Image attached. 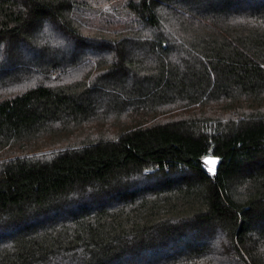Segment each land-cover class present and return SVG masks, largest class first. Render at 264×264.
Listing matches in <instances>:
<instances>
[{
    "label": "trees",
    "instance_id": "trees-1",
    "mask_svg": "<svg viewBox=\"0 0 264 264\" xmlns=\"http://www.w3.org/2000/svg\"><path fill=\"white\" fill-rule=\"evenodd\" d=\"M0 264H264V0H0Z\"/></svg>",
    "mask_w": 264,
    "mask_h": 264
},
{
    "label": "water",
    "instance_id": "water-1",
    "mask_svg": "<svg viewBox=\"0 0 264 264\" xmlns=\"http://www.w3.org/2000/svg\"><path fill=\"white\" fill-rule=\"evenodd\" d=\"M212 158V157H211ZM205 159V158H204ZM204 159H202V164H203V168L208 171L209 167H211V165L209 164H205L204 163ZM216 160V164H215V173L213 174L212 172H209V174H211L212 176H216L217 175V172H218V166H219V163H220V159H216V158H213Z\"/></svg>",
    "mask_w": 264,
    "mask_h": 264
},
{
    "label": "snow or ice",
    "instance_id": "snow-or-ice-1",
    "mask_svg": "<svg viewBox=\"0 0 264 264\" xmlns=\"http://www.w3.org/2000/svg\"><path fill=\"white\" fill-rule=\"evenodd\" d=\"M204 163L211 165V167H209L208 171L212 172L214 174L215 173L216 160L211 158V157H205Z\"/></svg>",
    "mask_w": 264,
    "mask_h": 264
}]
</instances>
